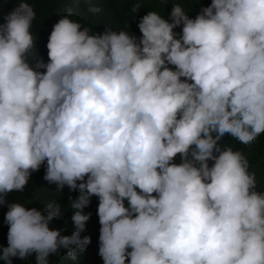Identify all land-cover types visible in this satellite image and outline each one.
<instances>
[{
	"label": "clouds",
	"instance_id": "9594fccd",
	"mask_svg": "<svg viewBox=\"0 0 264 264\" xmlns=\"http://www.w3.org/2000/svg\"><path fill=\"white\" fill-rule=\"evenodd\" d=\"M190 10L173 2L168 19L148 10L137 37L128 23L97 34L65 9L47 62L31 30L34 5L19 0L4 15L5 264L32 253L49 264L61 248L75 261L90 243L80 233L93 195L102 264H264V185L240 149L221 143L225 133L244 145L264 133V0H211L194 18ZM42 163L56 192L78 191L70 235L49 227L60 208L53 199H7Z\"/></svg>",
	"mask_w": 264,
	"mask_h": 264
},
{
	"label": "trees",
	"instance_id": "16d2710c",
	"mask_svg": "<svg viewBox=\"0 0 264 264\" xmlns=\"http://www.w3.org/2000/svg\"><path fill=\"white\" fill-rule=\"evenodd\" d=\"M19 0H0V23H3L4 15L11 10ZM32 3L35 8L36 18L32 23V31L36 33V49L39 57L47 62L46 41L53 23L58 19L57 12L64 13L65 9H71L72 19L81 21L94 29L97 34L103 31L104 24H110L114 28L123 27L128 23L129 30L137 37L141 35L137 27L139 18L148 10L159 12L165 19L169 18L173 2H180L188 11V16L194 18L200 11L201 6H207L211 0H26ZM139 4V8L135 13L132 12L134 5ZM90 5L100 7V12L91 13L88 11ZM177 34L181 31V26L173 29ZM170 67H174L171 66ZM44 71V69H38ZM183 79V78H182ZM221 143H230L234 148L240 149L249 160L250 170L256 172L258 189L264 185V133H261L251 144L244 145L234 140L228 133L221 138ZM174 162L179 163V154L174 158ZM212 161H209L211 165ZM45 173V164H41L38 170L30 175L28 184L25 186L24 192L13 191L7 195L9 201L23 202L31 199L32 203L27 207H40L42 201L53 199L60 206L58 214L50 222V228L62 229V235H70L72 225L70 221L71 209L68 207L70 198L74 199L78 195L77 190L70 191L65 185L59 193L55 191L54 184H49L43 179ZM98 199L95 195L90 197V203L83 212L90 213L89 219L85 222V228L80 233L81 237L88 235L90 243L85 246L84 250L76 249L77 259L75 261L67 258L64 249H59L56 254H49V264H102V259L98 255V236L99 223L96 214ZM127 206V201H125ZM7 211L5 204H0V248L7 245L6 234L8 225L4 222V213ZM35 253L26 258L12 257V264H35ZM0 264H5L0 259Z\"/></svg>",
	"mask_w": 264,
	"mask_h": 264
}]
</instances>
